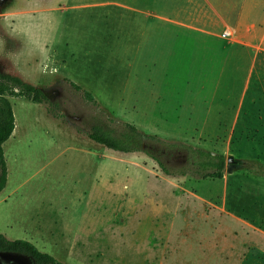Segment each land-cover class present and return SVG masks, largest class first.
I'll use <instances>...</instances> for the list:
<instances>
[{"label":"rangeland","instance_id":"1","mask_svg":"<svg viewBox=\"0 0 264 264\" xmlns=\"http://www.w3.org/2000/svg\"><path fill=\"white\" fill-rule=\"evenodd\" d=\"M4 2L0 69L48 101L10 98L0 234L29 237L63 264H264V42L254 27L264 1L241 29V0ZM225 25H236L226 43ZM203 33L228 54L194 51ZM126 124L141 133L136 151L88 137L99 127L120 138ZM158 140L224 155L223 177H165L148 154ZM76 195L84 215L71 232Z\"/></svg>","mask_w":264,"mask_h":264},{"label":"trees","instance_id":"2","mask_svg":"<svg viewBox=\"0 0 264 264\" xmlns=\"http://www.w3.org/2000/svg\"><path fill=\"white\" fill-rule=\"evenodd\" d=\"M76 90H82L71 83ZM86 100L94 101L90 92L82 90ZM10 98H23L35 103H46L48 96L42 87L29 83L16 75L3 72L0 69V192L6 184V163L3 143L10 137L14 129V116ZM120 138H114L99 127H92L88 137L105 148L129 153L142 147L141 133L131 124ZM155 138V136H149ZM162 148L154 146L148 151L159 165L165 177H194L196 179H220L225 170V157L220 153L207 151L197 146L183 142L167 143L157 141ZM157 147V148H156ZM159 155L166 156L165 160ZM12 256L26 260L29 264H63L51 254L41 251L32 242L24 239H8L0 234V256Z\"/></svg>","mask_w":264,"mask_h":264},{"label":"crops","instance_id":"3","mask_svg":"<svg viewBox=\"0 0 264 264\" xmlns=\"http://www.w3.org/2000/svg\"><path fill=\"white\" fill-rule=\"evenodd\" d=\"M264 0H241V9H240V12H239V14H238V24H239V28L241 29L242 27L244 28V27H246L248 24H249V21L248 20H251V12H249V8H252V7H254L255 9H257L258 8V14H259V16H260V12H261V9H260V7H259V5L258 4H260L261 2H263ZM146 10H150V7H146ZM260 18V17H259ZM237 24V25H238ZM235 26L236 25H225L223 28H222V30H221V32L223 31V30H225V29H229L232 33H233V35H234V32H235ZM254 27H256V32H258V33H260V34H262V36H263V39H262V41L261 42H264V21H260V19H259V23H255L254 24ZM221 32L219 33V35H217V37L218 38H220L224 43H226V39H224V38H222V36H221ZM253 34V33H252ZM252 34L249 36L250 38H252L251 36H252ZM213 35H208V34H206V33H203V34H200L199 36H195V49H194V51H196L199 55H201V56H214V55H227L228 54V52H229V49H227L226 48V46L224 45V43H223V45H222V48H220V49H218V48H208V45H207V42H208V40H210V38L209 37H212ZM133 36H131V38H132ZM215 36H213V39H214V42L215 41H217L218 39L215 37ZM133 39V38H132ZM226 62H228V60L226 61ZM231 63L234 65V62L233 61H231ZM227 64V63H226ZM233 65H232V67H233ZM230 70H231V67L229 68ZM228 68H227V70H229ZM17 76V75H16ZM19 77V76H18ZM22 79V78H21ZM85 151H87L86 149L84 150V153L85 154H87ZM90 153V152H89ZM87 156L89 157V155L87 154ZM89 159H90V157H89ZM83 180V178H76V179H70V181H69V184H72V185H76V183H80V181H82ZM56 183H59L58 182V180H56ZM104 183H106V180H105V178H104ZM76 189H78V188H76ZM75 189V190H76ZM78 193L80 194V193H82L83 195H85V192L87 191H89L88 189L87 190H82L81 189V187H80V189H78ZM78 195V194H77ZM77 195L75 196V199H77V202L75 203V204H73L72 205V207H74V209H75V211H76V213L75 214H71V215H73V216H75L76 218L74 219V221H72V224H70V226H64V227H67V228H69L70 227V229H71V232H75L76 230L77 231H79L81 228H80V224L78 223L79 222V220H80V217L82 216V215H84V214H82V208H83V206H85V201H83V203L81 204V199H78L77 198ZM64 227H62V231L61 230H59V231H61V232H64ZM54 229L52 228V229H50V232H52ZM61 237L63 238V236L61 235ZM27 240H29V241H31L32 242V240H31V238H27ZM51 241L53 242V244L54 245H58V243H59V241L57 242L56 241V237L55 236H53L52 234H51ZM33 243V242H32ZM34 244V243H33ZM35 246H36V244H34ZM72 245H74V242H72ZM71 245V246H72ZM37 247V246H36ZM38 248V247H37ZM53 248V247H52ZM83 248H85V247H83ZM83 248H81V247H78L77 246V250H79L80 251V249H83ZM44 250V252H47V253H49V254H51L54 258H56L58 261H60L59 259H58V257H57V255L56 254H54L53 253V249H50V251L48 250V249H43ZM81 252V251H80ZM61 262V261H60Z\"/></svg>","mask_w":264,"mask_h":264},{"label":"built area","instance_id":"4","mask_svg":"<svg viewBox=\"0 0 264 264\" xmlns=\"http://www.w3.org/2000/svg\"><path fill=\"white\" fill-rule=\"evenodd\" d=\"M221 36L226 40H231L233 37V33L229 29H225L221 32Z\"/></svg>","mask_w":264,"mask_h":264},{"label":"flooded vegetation","instance_id":"5","mask_svg":"<svg viewBox=\"0 0 264 264\" xmlns=\"http://www.w3.org/2000/svg\"><path fill=\"white\" fill-rule=\"evenodd\" d=\"M8 0H5V2L3 3V5L7 2Z\"/></svg>","mask_w":264,"mask_h":264},{"label":"water","instance_id":"6","mask_svg":"<svg viewBox=\"0 0 264 264\" xmlns=\"http://www.w3.org/2000/svg\"><path fill=\"white\" fill-rule=\"evenodd\" d=\"M1 3H2V0H0V5H1Z\"/></svg>","mask_w":264,"mask_h":264}]
</instances>
